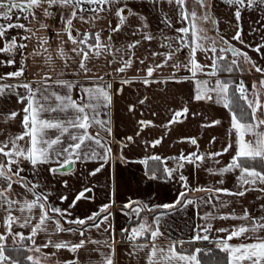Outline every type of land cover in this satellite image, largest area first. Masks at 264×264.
Returning a JSON list of instances; mask_svg holds the SVG:
<instances>
[{
	"label": "snow or ice",
	"instance_id": "snow-or-ice-1",
	"mask_svg": "<svg viewBox=\"0 0 264 264\" xmlns=\"http://www.w3.org/2000/svg\"><path fill=\"white\" fill-rule=\"evenodd\" d=\"M186 2L187 0H146L141 6L146 7L147 3H150L152 10L160 13L157 31L153 32L148 16L131 7L128 0H0V21H4L0 23V45H2L0 54L8 57L0 59V64L16 65V56H20L19 67L15 71L0 75V81L24 77L29 56L43 57L45 66L53 72L56 70V60L59 59L64 62L65 70L70 65H77V73L82 72L85 75L91 71L88 63L93 58L110 56L111 59L108 60L110 66L114 63L119 64L114 69L116 74L125 73L138 62L142 66L137 69L138 74L131 79L122 78L121 85H128L133 81H140L146 86L156 83L157 81L152 77L165 66L173 69V75L168 79L176 80L175 73L185 69L190 76L180 77L177 82L194 80L196 87L193 99L220 104L228 110L230 124L225 143L219 151L199 152L195 137L182 138L191 145L197 146V151L187 154L182 151L177 157L167 158L176 161V166L174 168L165 166L163 172L168 179L175 178L174 173H179L178 179L182 190L173 203L156 207L174 209L181 205L193 204L194 201L187 198L188 177L180 172L185 163L195 164L199 169L205 160L211 159L218 165L220 162L216 158L234 149L226 165L218 168L208 167L205 170L209 174L220 176L238 172L235 190L222 186L191 189V191L210 193L208 199L201 198L202 202L211 205L219 212V209L226 208L229 203L220 199L221 194L244 197L246 193L256 191L264 195V67L257 65L246 51L231 42L238 41L241 45L245 44L239 23L244 9L261 11V21H257L259 27L253 31H264V0H225L229 6L235 8L233 14L237 24L231 41L223 36L219 37L225 45L219 49L216 47L217 41L208 37L205 30L196 23L197 19L213 25L217 23L210 14L209 5L205 0H196L202 9H206L205 15L198 17L195 11H187ZM165 4L175 5L180 19L188 22V26L174 28L179 35L171 36L165 33V29H173L170 17L163 12ZM133 18L134 24L131 22ZM77 23L91 27L81 31L76 26ZM97 23L105 26L96 30ZM13 29L23 30L25 34L20 35L17 31L16 35H9L10 30ZM53 31L56 37L55 55L50 50L51 37L40 35L41 32ZM105 31L108 32L106 39L103 37ZM118 35H123L126 40L129 37L132 39L117 46L115 37ZM33 38L36 39L37 46L32 52H27L28 44L25 41H31ZM210 39L211 43L206 45L205 42ZM261 39L264 41V36ZM145 43L148 44L145 55L143 58L138 57L136 51ZM69 44L70 48L67 47ZM152 44H156L157 48L153 49ZM245 46L258 53L264 52V43H258L254 47ZM184 50L188 53L185 60L176 59ZM200 51L212 53L211 64L205 65L199 62L197 53ZM227 53L231 54L230 60ZM241 58L243 63L249 64L251 69L261 74L258 82L255 80L252 82L251 91L243 79L236 82L232 79L216 78L214 83L197 79L200 73L209 77H216L220 72L242 73ZM206 69L211 71H205ZM140 72L144 74L139 75ZM89 79L92 81L90 85L70 80H52V76L45 72L36 81L0 83V98L14 95L16 103L21 106L19 110L0 109V124L11 126L14 121L19 120L22 129L20 132H11L0 128V136L4 137L0 139V157H3L0 159V264H42V258H47L43 249L52 247L56 251L66 249L77 253L89 243L98 246L92 250L100 252L99 264H115L113 255L117 243L115 236L111 235L105 240H93L86 235L89 229L100 230L108 223L112 216L111 208L114 201L102 204L98 211L92 212L85 218L69 219L71 212L68 209L51 204L49 193L38 191L39 183H34L22 175L25 171L22 162L29 164L35 175L39 174L41 165H49L47 171L55 175L71 172L77 161L99 159L108 162L111 148L101 133L110 136L112 130L110 121L100 119L97 109L100 104L105 108L111 104L112 84L104 82L103 76L89 77ZM97 80L100 81L99 84L95 82ZM34 84L36 87H33ZM51 84L65 89V93L60 94L51 90ZM74 87H80L81 96L78 99L72 98L71 91ZM18 89L24 91L21 93L17 91ZM118 91H122V88ZM139 103L143 104L144 100H140ZM129 110H133L132 105L129 106ZM58 112L68 113L69 118L53 115ZM189 113L190 109L185 105L180 110L172 112L171 118L162 127L170 128L171 125L181 122L182 118L186 119ZM153 115L155 116L156 113ZM191 115L195 117L200 113L192 112ZM138 123L141 125V131L145 127L153 126L150 120H141ZM221 123L219 119H214L210 123L202 124L201 127H213ZM90 128L97 129L95 134L89 131ZM69 129L75 132H70ZM65 133L68 134L70 142L62 141L61 138ZM139 134L137 132V135ZM127 140H132V137H127ZM215 141L216 137H212L209 142ZM161 142L162 137L150 143L155 147ZM93 144L102 148L103 153H98L92 147ZM148 159L162 161L158 155ZM103 167L102 163L88 175L95 176ZM152 178H158L156 172L152 173ZM64 184L67 186V181H64ZM216 184L223 185L224 180H218ZM14 185H19L24 190L23 193L15 192ZM91 191L89 187L79 191L69 208H74L81 199H88L86 194ZM9 193H13L15 198L10 197ZM213 198L218 204L213 203ZM59 199L63 202L68 197L60 196ZM124 208L129 209V214L134 213L138 217L134 226L121 229L124 239L128 242L130 258L138 259L143 254L146 264H205L201 258L203 255L210 257L213 264H264V214L254 216L247 208L241 215L235 212L218 215L206 212L200 217L205 223L197 225L195 234L185 241L165 237V233L159 227V216L154 218L152 224L148 223L146 217L139 218L144 209L152 210L147 204L141 207L138 202L129 200ZM260 209L264 213V203H261ZM61 219L64 223L80 227L65 228ZM229 219L240 220L243 223L229 228L213 229L212 221ZM17 228L29 231L26 235L24 231H17ZM213 230L225 235L210 240L208 233ZM77 231L81 237L79 242L53 239L55 233ZM103 231L108 234L114 229L108 224ZM40 233L46 236L43 243L37 242ZM9 238L12 241L11 245L8 244ZM233 239L239 242L230 243ZM198 241H209L214 244L216 250L223 253V256L216 257L211 247L207 249L197 247L191 252L183 248L185 243L194 244ZM101 247L108 251H101ZM14 252L39 253V255H13ZM55 254V252L51 253V255ZM57 264L60 262L58 261ZM64 264H80V262L74 259Z\"/></svg>",
	"mask_w": 264,
	"mask_h": 264
},
{
	"label": "crops",
	"instance_id": "crops-1",
	"mask_svg": "<svg viewBox=\"0 0 264 264\" xmlns=\"http://www.w3.org/2000/svg\"><path fill=\"white\" fill-rule=\"evenodd\" d=\"M137 2L131 7L147 15L152 31H157V25L159 21L160 13L152 10V5L147 3V6H141L146 0H136ZM194 1V0H193ZM205 3L210 7L211 16L217 21L215 25L202 19H197V25L205 30L208 37L217 41L216 47L219 49L225 45L219 40L220 36H223L226 40L231 41V37L236 31V20L234 17L235 8L229 6L225 0H205ZM196 6L192 3V0H187V11L198 12V17L205 15L206 9H202L198 4ZM163 12H166L171 19L173 29H165L167 35L176 36L179 35L174 31V28L188 26L187 21H182L178 15V11L175 5L165 4ZM257 21H261V11L258 9H244L242 10V18L240 27L242 29V39L245 41L244 45H241L238 41H231L236 47L242 48L248 53L253 61L259 66L264 67V52L258 53L252 51L251 48L245 45H252L253 47L258 43H264L261 37L264 36V31H253L259 27ZM27 23V21H21ZM135 23L133 18L131 21ZM4 23V21H0ZM115 23V21H114ZM31 26V25H30ZM81 31L90 28V25H76ZM104 24L97 23L96 30L104 27ZM163 27V25H160ZM19 31L20 35H24L23 30H10L9 35H16ZM40 35H47L51 37L50 50L55 55L56 37L53 32L44 33ZM108 32L103 33V37L106 39ZM132 37L126 38L123 35L115 37V43L117 46L121 43H126ZM28 44L27 52H32L33 48L37 46V41L33 38L31 41H25ZM206 45L211 43V39L205 42ZM2 46V45H0ZM67 47H71L69 44ZM148 44L145 43L143 47L136 51L138 57L143 58L145 55V49ZM153 49L157 48L156 44H152ZM187 50H184L181 55H178L176 59L184 61L187 57ZM219 54V53H218ZM211 52L200 51L197 53V59L201 64H211ZM228 59H231V54H226ZM3 54H0V59H7ZM111 57H101L99 59L93 58L89 61L88 67L91 71L85 75L82 72L77 73V65H70L66 70L64 68V62L57 59L55 63V72L47 68L44 64L43 57L29 56L26 61L25 76L19 79H8L6 81H0V83L16 84L22 81H36L39 80L45 72H48L52 76V80H70L82 83L84 85H90L92 81L89 77L103 76L104 82L111 83V104L105 108L103 104H100L97 111L100 113L99 118L110 121V127L112 134L109 136L102 132L101 136L109 142L111 152L109 153L108 162H104L99 159H90L86 161H77L73 166L71 172H65L63 174L53 175L47 168L49 165H41L39 168V174L35 175L29 164L22 162V167L25 171L22 173L24 177L32 182H38L40 187L38 191H44L49 193V202L62 209H68L71 212L69 219H75L76 217L85 218L94 211H98L100 206L104 203L113 202L110 217L108 223L104 224L100 230L95 228L89 229L86 233L87 236L93 240H105L109 239L111 235L115 236L117 241L115 246L114 261L115 264H146L143 254L138 259L130 258L128 256V242L124 239L121 229L130 228L134 226L138 217L133 213L129 214V209L124 208V205L129 200L136 201L142 207L147 204L151 211L144 209L140 213L139 218H147L148 223L152 224L156 216H159V227L162 232L165 233V237L172 239H183L185 241L195 234L197 225H203L205 223L200 217L206 212H213V214L220 213H232L241 215L243 210L247 208L252 215L264 214L261 212L260 205L264 203V195L256 191H250L246 193L244 197H231L227 195H220L221 200L229 201L226 208L213 209L211 205L204 204L202 202L208 199L211 195L207 192L191 191V189L198 187H227L235 190L236 175L237 173H227L224 176L209 174L205 169L208 167L218 168L226 165L231 159V155L234 153V149L230 153H225L221 157H217L219 164L217 165L213 160L207 159L203 162L199 169L195 164L185 163L183 169L180 170L189 180V191L187 198L194 201L191 205H181L174 209H164L162 207H156L157 205L171 204L173 203L179 192L182 190L181 182L179 181V173H174L173 179H168L163 172L165 166L174 168L176 161L167 159L169 157H177L183 151L185 154L197 151V146L191 145L182 138L195 137L198 142L199 152L207 153L208 151H219L222 145L225 143V136L230 124V116L227 109L223 108L220 104L195 101L193 99L195 90V81L179 80L180 77L190 76V73L185 69H181L175 73L176 80L168 79L173 75V69L170 66H165L154 74L152 79L156 80V83L150 85H144L140 81H133L128 85H121L120 80L122 78L131 79L136 76L137 69L142 66L137 62L132 68L128 69L125 73L116 74L114 69L119 64H108V60ZM17 64L12 66H6L0 64V75L4 73L15 71L19 67L20 56H16ZM175 60L173 61V63ZM242 73L220 72L216 77H209L202 73L197 75V79L208 80L210 83H214L216 78L221 80L232 79L236 82L243 79L246 86L251 91L252 82L259 81L261 74L256 73L254 69H251L249 64L243 63L241 58ZM251 69V70H250ZM205 71H211L206 69ZM111 73V75H108ZM140 72L139 75H143ZM97 84L100 81H95ZM33 87H36L34 84ZM122 91H118L121 89ZM51 90H55L60 94L65 93V89L58 87L55 84H51ZM17 91L23 92V89ZM73 99H78L81 96L80 87H74L71 91ZM144 100L143 104L139 101ZM133 106V110H129V106ZM185 105L190 109V113L187 118H182V121L170 126V128H164L162 125L166 124L171 118L172 112L180 110ZM20 105L16 103V97L10 96L7 98H0V109L19 110ZM200 113L198 116H192L191 113ZM153 113H156L154 116ZM53 115L61 118H69L68 113H55ZM214 119L222 121L220 125L213 127H201L202 124L210 123ZM141 120L152 121L153 126H148L141 131V125L138 123ZM0 128H5L7 131L20 132L22 129L19 125V120L12 123L11 126L0 124ZM96 128H90L89 131L93 134L96 132ZM70 132H75L73 129H69ZM137 132L140 134L137 135ZM127 137H132V140H127ZM162 137V142L155 147L150 143L156 139ZM212 137H216V141L210 143ZM0 136V139H3ZM65 143L70 142L68 140V134L65 133L61 138ZM126 145V146H125ZM98 153H103V149L92 145ZM153 155H158L162 158V161H155L148 159ZM123 157V158H121ZM3 159V157H0ZM142 161H145L142 163ZM104 164L102 170L95 176L88 175L89 172L94 171L100 164ZM197 163H200L197 161ZM156 172L158 178H152V173ZM224 180L223 185H217L218 180ZM64 181H67L65 186ZM89 187L92 189L91 193L86 195L88 199H81L77 202L74 208H69L75 195L83 188ZM15 192L23 193V189L19 185H14ZM9 196L15 198L13 193H9ZM60 196H67L68 199L61 202ZM259 197V199H258ZM213 203L218 201L213 198ZM18 214V213H17ZM199 214V215H198ZM59 219V217H57ZM61 223L65 228H77L79 225H70L64 223L61 219ZM243 221L240 220H214L212 221L213 229L225 227L229 228L233 225H240ZM108 224L112 225L114 231L106 234L103 229L108 227ZM17 231H24L27 235V229H16ZM210 240H214L217 236H224L225 233H217L214 230L208 233ZM54 240H66L69 242H79L81 237L79 232H62L55 233L53 235ZM46 240L44 233H40L37 236V242L43 243ZM143 242V241H141ZM164 241L162 240L161 243ZM239 240L233 239L230 243H238ZM27 243V242H26ZM209 243V241H198L194 244L185 243L184 249L191 252L194 250L196 244ZM8 244L11 245V238L8 239ZM98 246L95 244H86V246L79 250L77 253H72L66 249L56 251L54 248L49 247L42 251L47 254V258H42V263L47 264H60L69 260L78 259L80 264H99L101 255L99 251H93ZM101 251L107 252L108 249L102 248ZM55 252V255L51 253ZM219 250L215 249L216 255ZM32 255H39V253H29ZM201 258L205 261V264H213L207 260L210 257L201 255Z\"/></svg>",
	"mask_w": 264,
	"mask_h": 264
},
{
	"label": "built area",
	"instance_id": "built-area-1",
	"mask_svg": "<svg viewBox=\"0 0 264 264\" xmlns=\"http://www.w3.org/2000/svg\"><path fill=\"white\" fill-rule=\"evenodd\" d=\"M204 248V249H207V248H213L214 249V244H211V243H202V244H196L195 245V248Z\"/></svg>",
	"mask_w": 264,
	"mask_h": 264
},
{
	"label": "trees",
	"instance_id": "trees-1",
	"mask_svg": "<svg viewBox=\"0 0 264 264\" xmlns=\"http://www.w3.org/2000/svg\"><path fill=\"white\" fill-rule=\"evenodd\" d=\"M12 254H13V255H28L29 253H28V252H24V253H22V254H18V253H15V252H14V253H12ZM215 256H216V257H221V256H223V253H220V252L218 253V252H217V254H216ZM207 261L212 262L211 259H209V260H207ZM42 264H47V263H42Z\"/></svg>",
	"mask_w": 264,
	"mask_h": 264
},
{
	"label": "rangeland",
	"instance_id": "rangeland-1",
	"mask_svg": "<svg viewBox=\"0 0 264 264\" xmlns=\"http://www.w3.org/2000/svg\"><path fill=\"white\" fill-rule=\"evenodd\" d=\"M128 2H129V4L132 6L133 4H131V3H135V2H137L136 0H128ZM192 3L194 4V6H196V8H197V10H198V8H199V6H198V3H196V0H192ZM197 15H199V13L197 12Z\"/></svg>",
	"mask_w": 264,
	"mask_h": 264
}]
</instances>
